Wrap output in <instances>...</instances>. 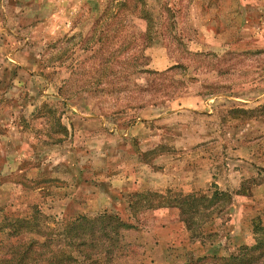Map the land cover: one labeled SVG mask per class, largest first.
<instances>
[{"label":"rangeland","instance_id":"374dc122","mask_svg":"<svg viewBox=\"0 0 264 264\" xmlns=\"http://www.w3.org/2000/svg\"><path fill=\"white\" fill-rule=\"evenodd\" d=\"M215 189L233 201L206 238L191 237L178 207L129 206L136 193ZM35 205L59 232L119 213L133 226L118 264L253 243L264 0H0V221ZM9 240L0 233V250Z\"/></svg>","mask_w":264,"mask_h":264},{"label":"trees","instance_id":"16d2710c","mask_svg":"<svg viewBox=\"0 0 264 264\" xmlns=\"http://www.w3.org/2000/svg\"><path fill=\"white\" fill-rule=\"evenodd\" d=\"M61 127L66 130L62 124ZM181 194L136 193L133 196L138 200L129 205L134 208L132 216L138 212L135 206L146 205L145 201L147 208L178 207L192 238L216 235V231L204 230V225L213 215L225 212L232 194L220 189L210 195ZM32 208V212L22 215H4L0 221V233L10 239L6 250H0V264H118L115 255L120 248L121 232L133 226L119 213L104 212L93 218L81 215L65 221L59 232L50 226V218L39 206ZM251 228L253 243L240 244L235 251L217 249L194 254L184 264H264V219L255 217Z\"/></svg>","mask_w":264,"mask_h":264}]
</instances>
